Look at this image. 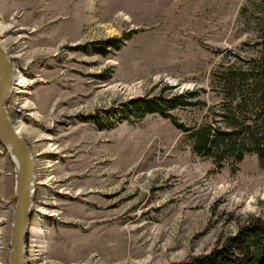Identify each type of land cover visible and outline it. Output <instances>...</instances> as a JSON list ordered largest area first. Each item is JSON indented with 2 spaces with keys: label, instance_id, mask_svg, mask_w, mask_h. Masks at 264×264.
<instances>
[{
  "label": "rangeland",
  "instance_id": "374dc122",
  "mask_svg": "<svg viewBox=\"0 0 264 264\" xmlns=\"http://www.w3.org/2000/svg\"><path fill=\"white\" fill-rule=\"evenodd\" d=\"M259 1L0 0V44L16 69L7 109L26 126L38 177L25 264L181 262L209 253L238 219L264 216L257 154L219 168L171 120L129 114L136 99L189 91L207 104L173 114L189 126L211 119L213 73L240 63L233 53L259 56ZM16 171L0 141V264Z\"/></svg>",
  "mask_w": 264,
  "mask_h": 264
},
{
  "label": "trees",
  "instance_id": "16d2710c",
  "mask_svg": "<svg viewBox=\"0 0 264 264\" xmlns=\"http://www.w3.org/2000/svg\"><path fill=\"white\" fill-rule=\"evenodd\" d=\"M259 56L244 58L233 53L237 62L220 68L212 75V88L220 101L209 106L211 119L189 126L173 114L181 108L199 107L207 103L197 98V92L157 95L132 101L129 114L142 120L150 113H158L185 135L195 154L212 159L219 168L226 161L235 164L250 153L264 162V0L257 6ZM119 48L121 39H112ZM93 118L87 117L86 119ZM129 119V118H128ZM130 120V119H129ZM171 264H264V216L250 215L238 219L237 230L219 240L207 254L192 256Z\"/></svg>",
  "mask_w": 264,
  "mask_h": 264
},
{
  "label": "water",
  "instance_id": "95a60500",
  "mask_svg": "<svg viewBox=\"0 0 264 264\" xmlns=\"http://www.w3.org/2000/svg\"><path fill=\"white\" fill-rule=\"evenodd\" d=\"M15 66L0 46V141L8 147L16 164V206L12 215L9 264H25V241L30 227L35 190V160L24 138L9 119L7 102L13 90Z\"/></svg>",
  "mask_w": 264,
  "mask_h": 264
},
{
  "label": "bare ground",
  "instance_id": "6f19581e",
  "mask_svg": "<svg viewBox=\"0 0 264 264\" xmlns=\"http://www.w3.org/2000/svg\"><path fill=\"white\" fill-rule=\"evenodd\" d=\"M5 29H6V26H1V25H0V34H2V32H4ZM0 46H1L2 48H4V50H6L3 42H1ZM6 52H7V50H6ZM7 54H8V53H7ZM8 57H9V55H8ZM9 58H10V60H11V57H9ZM14 73H15V72H13V76H15ZM27 82H28V81H27L26 79L19 78L18 81H17V83H15V87L17 88V90L22 89V88L27 84ZM13 86H14V85H13ZM16 88H15V89H16ZM13 90H14V87H13ZM28 106H29V107H33L31 104H28ZM9 119H10L11 123L14 125V128H15L16 132L18 133V135L21 136V134H22L24 131H26V126L23 125L22 123L18 125V123H17L12 117H10V114H9ZM22 137H23V136H22ZM31 151H32V150H31ZM32 157H33L34 160H35V156L33 155V153H32ZM35 166H36V165H35ZM49 180H50V179H49ZM35 181H36V184H38V177L36 176V174H34V185H33V189H34V190H35ZM39 210H40V211H44L43 209H39ZM48 211H49V210H48ZM44 212H45V211H44ZM26 259H27V258H26ZM25 262H26V261H25Z\"/></svg>",
  "mask_w": 264,
  "mask_h": 264
}]
</instances>
